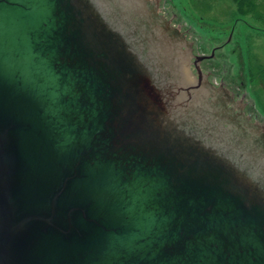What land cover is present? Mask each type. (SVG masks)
<instances>
[{
	"label": "water",
	"instance_id": "water-1",
	"mask_svg": "<svg viewBox=\"0 0 264 264\" xmlns=\"http://www.w3.org/2000/svg\"><path fill=\"white\" fill-rule=\"evenodd\" d=\"M158 4L0 0V264H264V124Z\"/></svg>",
	"mask_w": 264,
	"mask_h": 264
},
{
	"label": "rangeland",
	"instance_id": "rangeland-1",
	"mask_svg": "<svg viewBox=\"0 0 264 264\" xmlns=\"http://www.w3.org/2000/svg\"><path fill=\"white\" fill-rule=\"evenodd\" d=\"M255 3L257 18L253 12L238 14L232 0H161L160 10L178 23L182 32H192L187 39L195 55L209 54L212 46L225 41L234 19L240 20L229 41L231 46L216 52V59L204 61L201 69L211 73L209 82L214 86H218L223 71L225 88L243 102L258 123L264 124V85L257 79L250 82L247 74L248 64L264 63V0Z\"/></svg>",
	"mask_w": 264,
	"mask_h": 264
},
{
	"label": "trees",
	"instance_id": "trees-1",
	"mask_svg": "<svg viewBox=\"0 0 264 264\" xmlns=\"http://www.w3.org/2000/svg\"><path fill=\"white\" fill-rule=\"evenodd\" d=\"M238 14L246 16L249 13L257 14V3L255 0H233ZM261 14V13H260ZM247 74L250 82L259 80L264 85V63L248 64Z\"/></svg>",
	"mask_w": 264,
	"mask_h": 264
},
{
	"label": "flooded vegetation",
	"instance_id": "flooded-vegetation-1",
	"mask_svg": "<svg viewBox=\"0 0 264 264\" xmlns=\"http://www.w3.org/2000/svg\"><path fill=\"white\" fill-rule=\"evenodd\" d=\"M174 25H179L178 23L176 24V23H174V20L172 19V21H171ZM186 33H187V35H189V37H191L192 36V32H190V31H186ZM233 33H234V28H232L228 33H227V35H226V39L231 35V38H230V40L232 39V37H233ZM226 39H225V42H226ZM228 46V43L227 44H225V45H221L219 48H217L216 50H218V49H221V48H225V47H227ZM216 50H215V52H216ZM230 54V53H229ZM205 60H203L202 62H204ZM202 62H200V64L202 63ZM211 75V74H210ZM209 75V76H210ZM222 79H219V83H222Z\"/></svg>",
	"mask_w": 264,
	"mask_h": 264
}]
</instances>
